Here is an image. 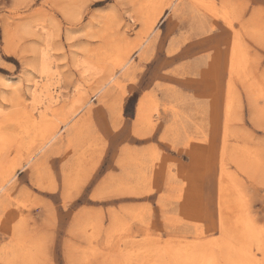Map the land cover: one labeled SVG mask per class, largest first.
I'll return each instance as SVG.
<instances>
[{
    "label": "rangeland",
    "instance_id": "rangeland-1",
    "mask_svg": "<svg viewBox=\"0 0 264 264\" xmlns=\"http://www.w3.org/2000/svg\"><path fill=\"white\" fill-rule=\"evenodd\" d=\"M0 130V264H264V0H0Z\"/></svg>",
    "mask_w": 264,
    "mask_h": 264
},
{
    "label": "bare ground",
    "instance_id": "bare-ground-1",
    "mask_svg": "<svg viewBox=\"0 0 264 264\" xmlns=\"http://www.w3.org/2000/svg\"><path fill=\"white\" fill-rule=\"evenodd\" d=\"M155 1V0H154ZM204 3V2H203ZM207 4V3H206ZM224 11V10H223ZM226 12V11H225ZM224 12V13H225ZM236 46V45H235ZM233 54V53H232ZM109 59V58H108ZM95 60V59H94ZM244 61V60H243ZM243 61H242V58H241V55H240V52L237 50L236 52H235V54L233 55V58L231 59V63H232V69L234 70V69H236V68H241L242 66H243ZM12 81V80H11ZM230 99V98H229ZM229 103V102H228ZM232 106V105H231ZM172 108V107H171ZM228 108V107H227ZM229 109V108H228ZM227 109V110H228ZM25 110V109H24ZM27 115V114H26ZM25 115V116H26ZM24 116V115H23ZM27 118V117H26ZM28 118H29V116H28ZM47 118H49V117H47ZM31 119V118H30ZM40 119V118H39ZM35 120V119H34ZM43 120H45V119H43ZM37 121H40V120H37ZM7 122H9V121H7ZM19 122V121H18ZM21 122V121H20ZM34 121H32V123H30V125H34V123H33ZM42 122V121H41ZM41 124V123H40ZM39 124V125H40ZM13 125V124H12ZM8 126H10V125H8ZM18 126V125H17ZM11 127V126H10ZM26 127V126H25ZM39 127V126H38ZM37 127V128H38ZM17 128V127H16ZM27 128V127H26ZM40 128H44V127H41V125H40ZM2 129V128H1ZM5 128H3V130H4ZM18 129H21V128H18ZM45 129H46V127H45ZM8 130H11V129H9L8 128ZM26 130V129H25ZM1 131V130H0ZM7 131V130H6ZM13 131V130H12ZM19 131V130H18ZM37 131L39 132V129H37ZM3 133H5V131H2ZM46 132V131H45ZM9 133H11V132H9ZM13 133V132H12ZM22 133V132H21ZM6 134H8V132L6 133ZM15 134H17L16 132H15ZM4 135V134H3ZM13 135H14V133H13ZM22 135H23V133H22ZM2 136V135H1ZM42 136V135H41ZM6 137L8 138V136L6 135ZM35 137V136H34ZM33 137V138H34ZM6 138V139H7ZM11 137H9L8 139H10ZM41 138V137H40ZM43 138V137H42ZM12 139H14V138H12ZM0 140H1V137H0ZM34 140V139H33ZM9 141V140H8ZM14 141H15V139H14ZM4 145V144H3ZM1 146V145H0ZM11 151V150H10ZM12 153V152H11ZM156 158V157H155ZM157 160V159H156ZM146 174V173H145ZM221 175V174H220ZM143 178H141V180H142ZM145 180V179H144ZM192 196H195V194H192ZM192 196H189L188 195V199H189V201H191V198L193 199V197ZM187 199V200H188ZM192 220V219H191ZM222 221V220H221ZM247 225V224H246ZM223 227V226H222ZM248 228V227H247ZM224 230H226V229H224ZM262 231V230H261ZM226 232H227V230H226ZM226 232L224 231V233L226 234ZM260 232V231H259ZM227 234H228V236H229V234L230 233H228L227 232ZM188 236H189V234H188ZM227 236V237H228ZM232 236V235H231ZM22 237V236H21ZM232 237H234V236H232ZM23 239V238H22ZM21 239V240H22ZM214 239V238H213ZM227 239H229V238H227ZM229 241H230V239H229ZM239 241V240H238ZM241 241H242V239H241ZM251 241V240H250ZM213 242V241H212ZM248 243H250L249 241H247ZM110 243V242H109ZM216 243V242H215ZM245 243H246V241H245ZM253 242L251 241V246L253 245L252 244ZM118 244H120V243H118ZM229 244H227V246H228ZM249 245V244H248ZM207 246H210V244L208 245L207 244ZM207 246H206V248L205 249H208L207 248ZM242 246H244V245H242ZM119 247V246H118ZM240 247V246H239ZM203 248V247H202ZM225 248V247H224ZM241 248V247H240ZM244 248H245V246H244ZM252 248H253V246H252ZM137 249V248H136ZM239 249V248H238ZM251 249V248H250ZM256 249V248H255ZM197 250V249H196ZM210 250H211V248H210ZM213 250H214V248H213ZM198 251V250H197ZM196 251V252H197ZM203 251V250H202ZM216 251V250H215ZM234 251V250H233ZM190 252V251H189ZM198 252H200V250L198 251ZM232 252V251H231ZM230 252V250H229V246H228V254H232ZM246 252H248V251H246ZM25 253V252H24ZM127 253V252H126ZM184 253H186V252H184ZM202 253V252H201ZM242 253V255H243V252H241ZM250 253V252H249ZM248 253V254H249ZM143 254V253H142ZM214 254V253H213ZM234 254V253H233ZM119 255V254H118ZM186 255V254H185ZM184 255V256H185ZM238 255V254H237ZM237 255H234V256H237ZM250 255V254H249ZM180 256V255H179ZM250 256H253L252 254L250 255ZM143 257V256H142ZM176 257V256H175ZM191 257V256H190ZM206 257V256H205ZM226 257H228V256H226ZM231 258H233V256L231 257ZM246 258H249V257H246ZM252 258V257H251ZM218 259V258H217ZM230 259V258H229ZM130 260V259H129ZM144 259H142L141 261H143ZM183 260V259H182ZM208 260V259H207ZM235 260H237V261H239L240 260V258L237 256L236 257V259ZM235 260H234V262H235ZM251 259H249V261H250ZM197 261L199 262V260H196V256L193 258V259H191V260H189V261H187V262H185V263H183V264H198L197 263ZM210 261V260H209ZM208 261V262H209ZM242 262V261H241ZM116 263H117V261H116ZM115 263V264H116ZM139 263V262H138ZM239 264H240V262H238ZM238 263H236V264H238ZM114 264V263H113ZM141 264H143V263H141ZM177 264V263H176ZM199 264H208L206 261H203V259H202V261H201V263L199 262ZM253 264H255V263H253Z\"/></svg>",
    "mask_w": 264,
    "mask_h": 264
}]
</instances>
